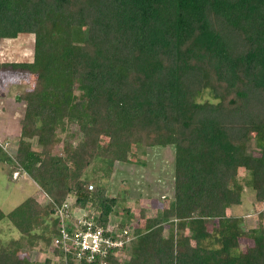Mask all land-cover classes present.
Segmentation results:
<instances>
[{
	"label": "trees",
	"instance_id": "16d2710c",
	"mask_svg": "<svg viewBox=\"0 0 264 264\" xmlns=\"http://www.w3.org/2000/svg\"><path fill=\"white\" fill-rule=\"evenodd\" d=\"M25 34L32 60L0 61V72L36 83L17 98L25 110L15 159L0 144V164L22 169L53 202L0 209V223L21 236L0 242V264H64L19 251L51 247L54 204L71 199L97 212L99 225L115 219L117 199L103 185L90 190L88 170L99 162L108 177L134 147L172 148L174 198L135 224L126 211L136 238L123 262L109 264H264L262 215L246 229L227 214L243 203L241 170L264 204V0H0V45ZM113 60L129 65L125 77ZM74 88L88 92L84 113L71 106ZM253 139L259 154L248 152ZM242 239L253 246L242 250Z\"/></svg>",
	"mask_w": 264,
	"mask_h": 264
},
{
	"label": "rangeland",
	"instance_id": "374dc122",
	"mask_svg": "<svg viewBox=\"0 0 264 264\" xmlns=\"http://www.w3.org/2000/svg\"><path fill=\"white\" fill-rule=\"evenodd\" d=\"M34 39L32 35H20L14 40H4L0 45V61L7 62H29L33 57ZM117 73L125 77L129 70V65L124 61L113 60L110 63ZM36 76L18 71L2 70L0 72V144L15 159L20 137V120L23 117L25 104L17 101L21 93L27 92L35 86ZM88 92L80 88H74L70 92V103L76 113H84L79 106V101L87 97ZM83 110V111H82ZM11 117H15L14 122H9ZM21 117V118H20ZM18 118V119H17ZM3 121V122H2ZM3 123H6L4 125ZM74 132V137H79L77 126H73L70 132ZM255 136V134L253 135ZM62 141L66 139L65 134H61ZM36 148V140L31 141ZM106 140L102 141L104 148ZM63 143H60L54 151L55 155H61ZM249 153H261L253 139L249 144ZM174 152L172 148H140L134 147L127 163H116L108 177L103 178V166L96 162L88 170L91 185L95 188L98 185L105 186L107 196L116 198L118 201L117 214L113 215L117 222L126 225L128 216L126 211L130 210L131 222L143 221V217H155L158 210L166 206L174 198ZM16 173H19L17 176ZM99 179V181H97ZM249 180L245 171L239 172V181L244 189ZM243 193V203L241 206H234L230 209L229 215L239 217L252 216L253 225L258 224L257 215H262L264 222V204L258 205L255 202V192L247 187ZM44 192V191H43ZM38 185L20 168H15L12 164H0V209L8 214L19 204L29 197L45 205L52 202L51 198L43 193ZM92 209H90L91 211ZM94 211V210H92ZM142 213L145 216H142ZM260 216V215H259ZM248 218H246L247 220ZM169 227H165L164 236H168ZM19 232L9 223H0V242L5 243L11 239L19 240ZM253 246V242L242 239L241 249L245 250ZM20 256L29 258L38 263H43L47 258L53 259L52 250L41 249L30 250L26 243L22 244L19 251Z\"/></svg>",
	"mask_w": 264,
	"mask_h": 264
},
{
	"label": "built area",
	"instance_id": "2783aa9c",
	"mask_svg": "<svg viewBox=\"0 0 264 264\" xmlns=\"http://www.w3.org/2000/svg\"><path fill=\"white\" fill-rule=\"evenodd\" d=\"M74 204L71 199L62 204H54L55 211L51 220L56 224L57 233L50 247L53 260H61L64 264H82L100 258L101 264H109L106 258L111 256L123 262L126 257L125 247L136 238L131 228L120 225L116 219L106 225H99L100 216L97 212L77 208ZM56 251L62 255L57 257Z\"/></svg>",
	"mask_w": 264,
	"mask_h": 264
},
{
	"label": "crops",
	"instance_id": "0c3cea01",
	"mask_svg": "<svg viewBox=\"0 0 264 264\" xmlns=\"http://www.w3.org/2000/svg\"><path fill=\"white\" fill-rule=\"evenodd\" d=\"M21 118V117H20ZM18 119V118H17ZM14 120H15V117H11V119H9L8 121L9 122H14ZM21 120H22V118H21ZM21 120H20V122H21ZM3 122V121H2ZM4 125H6V123H3ZM39 187V189H41L40 188V186H38ZM245 189H247V188H245ZM244 189V192L246 191ZM42 190V189H41ZM43 192V191H42ZM44 193V192H43ZM256 202V201H255ZM258 205H261V204H258ZM239 206H241V205H239ZM234 207V206H233ZM232 208V207H231ZM230 208V209H231ZM230 209H228L227 210V214H228V216H233V217H237V218H241L242 219V222H243V224L247 227L246 229H251V228H256L257 226H258V224H259V222L260 221H258L257 223L258 224H255V225H253V223L251 222V218H252V216H247L246 218H248L247 220H246V218L244 217V216H242V217H239V216H236V215H229V211H230ZM263 213H264V209H263V211H262ZM260 215V214H259ZM259 215H257V219H259Z\"/></svg>",
	"mask_w": 264,
	"mask_h": 264
}]
</instances>
